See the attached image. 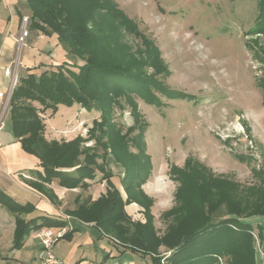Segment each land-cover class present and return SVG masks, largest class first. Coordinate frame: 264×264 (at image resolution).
I'll use <instances>...</instances> for the list:
<instances>
[{"label": "rangeland", "instance_id": "374dc122", "mask_svg": "<svg viewBox=\"0 0 264 264\" xmlns=\"http://www.w3.org/2000/svg\"><path fill=\"white\" fill-rule=\"evenodd\" d=\"M110 1L136 25L134 32L123 31L122 42L128 47L125 52L147 58L152 52L149 45L154 44L171 74L155 75L151 65L146 68L147 74L153 75L171 90L193 96V99H171L156 92L163 102L162 108L147 104L138 95L133 96L142 116L141 120L148 123L145 142L152 169L150 177L141 186L145 195L151 199L149 211L155 236H147L148 241L156 243V238L161 239L167 234L173 223V218H170L172 215H168V212L179 205L176 196L180 185L170 170L173 165L185 168L190 158L210 169L214 178L238 183L241 193L237 195L241 198V207L253 208L249 206L251 203L264 198V91L261 86V79L264 78V33L247 35L257 25L258 1ZM118 22L122 23V19ZM51 43L54 46L47 57L48 67L60 60L58 39L52 36ZM61 47L63 49L62 45ZM68 59L71 61L68 62V67L72 63L81 67L87 63L81 59L76 61L71 55ZM53 68L57 70V66L54 65ZM72 68L73 71H78ZM122 104L123 109L115 107L113 117L122 134H125L128 128L134 126L136 119L132 107L124 99ZM34 106L38 107L36 103ZM51 113L47 111L40 114L46 126L45 138L60 143L78 136L89 137L87 134L93 127L94 120H101L99 111L93 109L89 112L78 104L73 107L59 106L53 117ZM131 135L134 136L133 133ZM84 147L91 148L98 156L104 153L103 148L94 141L84 143ZM131 151L137 152L135 148H131ZM110 154L109 163L114 172L112 183L119 190L122 187L120 192L126 201L127 195L122 186L124 167L116 162L111 152ZM97 160L99 163L103 161L99 157ZM58 183L59 180L55 179L52 184ZM87 183V187L65 188V197L54 201V205L62 207L64 215L72 217L79 212L91 220L96 217L97 220L105 219L108 222V218L98 216V206L92 205L106 194L107 184L102 182L100 173L95 180H87ZM252 186L258 188L256 193L249 190ZM228 192L226 189L222 190L223 194ZM220 193L221 191L218 192ZM217 197L213 203L208 202L210 222H223L220 224L230 226L237 234L242 235L244 231L251 236V240L250 249L247 247L236 255H215V264H264V216L251 217L245 214L243 218H239L236 216L238 214L231 212L236 207L228 198L223 196L221 200L220 196ZM145 204L150 205L149 200ZM253 204L264 206V202L257 201ZM126 207L125 215L116 222L119 226L109 233L102 231L96 223H91L105 236L103 238L108 243L131 250L123 245L121 238H125L124 235L127 234L133 236L141 233L144 229L140 225L144 226L150 220L148 221V209L141 204L133 202ZM88 209L95 211L90 213ZM49 218L60 219L56 216ZM196 239L198 242L195 244L180 248V253L183 252L185 258L193 253L197 255L203 251V246L207 247L208 243H200L204 235ZM40 245L37 262L34 261L36 264L41 263V242ZM172 249L159 245L161 264H176L168 260L174 253ZM16 250L19 249L12 247L8 252L7 245L2 244L0 264H16L11 259L14 256L11 252ZM136 252L152 264L151 254ZM203 258L205 257L201 261ZM197 263L190 261L187 264Z\"/></svg>", "mask_w": 264, "mask_h": 264}, {"label": "trees", "instance_id": "16d2710c", "mask_svg": "<svg viewBox=\"0 0 264 264\" xmlns=\"http://www.w3.org/2000/svg\"><path fill=\"white\" fill-rule=\"evenodd\" d=\"M257 1L259 8L257 25L247 35L264 33V0ZM26 2L31 9L29 28L48 37L57 35L59 44L69 55L75 60L87 62L82 67L74 63L68 67V62H63L57 66L56 71L45 70L40 75L31 73L19 77L10 99L13 135L22 144L25 152L39 159L40 167L43 169L42 173L32 171L35 179L28 180V183L55 204L54 201L58 197L49 188L55 179L59 180L60 187L76 189L87 187V180H95L100 173L102 182L107 184V191L92 205L98 206V216L108 218V222L105 219L97 220L96 217L91 220L79 212L72 217L86 223H96L102 231L109 233L119 226L116 222L125 215V207L129 203L141 204L148 209L150 223L140 225L144 229L141 233L133 236L127 234L124 235L125 238H120L126 248L135 252L141 251L146 255L151 254L152 264H161L159 245L173 248L174 253L168 260L176 264H187L190 261L197 263V260V264H215V255L222 253L236 255L247 247L250 249L249 234L244 231L242 235L237 234L230 226L220 224L223 222L217 224L210 222L208 202L213 203L217 196H220V199L225 196L236 207L231 212L243 218L245 214L251 217L264 216V206L253 204L257 201L264 202V198L251 203L249 206L253 208H242L241 198L237 195L241 193L238 183L214 178L210 169L191 158L185 168L173 165L170 170L180 185L176 196L179 205L168 212V215H172L170 218H173V223L169 226L167 234L161 239L156 238V243L151 244L148 241L147 236H155L149 211L151 199L141 189L143 183L150 177L152 169L151 157L148 155L145 142L148 123L141 120L142 116L133 96L138 95L147 104L157 108H162L163 102L156 92L171 99H188L193 96L171 90L153 75L147 74L148 65L155 70V75L171 74L161 58V52L154 44L149 45L152 52L147 58L125 52L128 47L122 42L123 31L134 32L136 25L132 20H128L112 1L26 0ZM119 19H122V23L118 22ZM72 67L78 71H73ZM261 86L264 91V78L261 79ZM123 99L132 107L136 119L134 126L128 128L125 134H122L113 117L116 106L123 109ZM35 103L38 107L34 106ZM76 104L86 111L91 112L95 109L101 113V120H94L93 127L88 131L89 137L78 136L61 143L57 140L48 141L45 138L46 126L40 114L51 111L53 117L59 106L73 107ZM89 141H94L97 146L103 148L104 153L98 156L91 148L84 147V143ZM131 148H135L137 152L131 151ZM110 152L116 162L124 167L122 186L127 195L126 201L123 200L120 190L112 183L114 172L109 163ZM98 157L103 160L101 163L98 162ZM239 158L245 159L243 156ZM223 189L229 192L223 194ZM257 189L252 186L249 190L256 193ZM146 200H149L150 205L145 204ZM0 203L17 216L13 245L15 249H20L25 238L33 231L67 225V221L49 217H38L26 222L20 219L19 215L33 210V206H22L5 195L0 196ZM88 210L90 213L95 211ZM71 234L72 232L68 233L64 239H69ZM202 235L204 239L200 243L203 245L208 243V248L203 246V251L199 254L193 253L186 255L185 258L183 252L180 253L182 250L180 248L195 244L198 242L196 238L199 239ZM202 257H205L203 261Z\"/></svg>", "mask_w": 264, "mask_h": 264}, {"label": "crops", "instance_id": "0c3cea01", "mask_svg": "<svg viewBox=\"0 0 264 264\" xmlns=\"http://www.w3.org/2000/svg\"><path fill=\"white\" fill-rule=\"evenodd\" d=\"M24 16H31V9L26 0H0V94H3L0 95V196L5 195L22 206H33V210L19 215V218L26 222L49 216H56L65 221L63 208L55 206L28 183V180L35 179L32 171L42 173L43 169L39 159L25 152L22 144L13 135L10 99L14 84L8 71L17 74L18 79L23 74L40 75L45 70H53L54 65L69 62V54L58 43L60 60L54 61L53 65L48 67L47 57L52 53L54 46L51 37L32 28L25 45L20 46L17 38L21 33V21ZM53 36L58 39L57 35ZM49 188L58 199L65 197V188L57 184H52ZM70 223L74 228L70 238L61 240L53 249L54 255L62 263L149 264V260L141 258L140 253L108 243L93 223L82 222L74 217ZM16 229L17 216L0 203V247L6 244L8 252L14 245ZM36 232H31L25 238L19 250L11 252L14 255L11 259L16 264H36L41 251V241L35 237Z\"/></svg>", "mask_w": 264, "mask_h": 264}, {"label": "built area", "instance_id": "2783aa9c", "mask_svg": "<svg viewBox=\"0 0 264 264\" xmlns=\"http://www.w3.org/2000/svg\"><path fill=\"white\" fill-rule=\"evenodd\" d=\"M30 26V17L24 16L21 21V33L17 38V43L20 46L25 45L26 38L29 35ZM11 74L13 79L14 88L18 83L17 74H13L12 71H8V74ZM3 96V94H0ZM67 225L64 227H59L57 229L53 228H42L35 233V237L38 238L42 243V252L40 254L41 264H64L62 263L53 253V249L56 244L65 238V236L74 230L70 221L71 216L63 215Z\"/></svg>", "mask_w": 264, "mask_h": 264}]
</instances>
